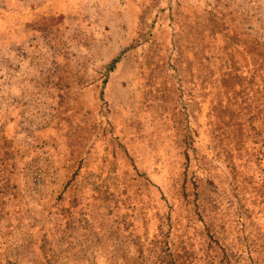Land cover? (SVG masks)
Listing matches in <instances>:
<instances>
[{
    "label": "rangeland",
    "instance_id": "374dc122",
    "mask_svg": "<svg viewBox=\"0 0 264 264\" xmlns=\"http://www.w3.org/2000/svg\"><path fill=\"white\" fill-rule=\"evenodd\" d=\"M0 264H264V0H0Z\"/></svg>",
    "mask_w": 264,
    "mask_h": 264
}]
</instances>
